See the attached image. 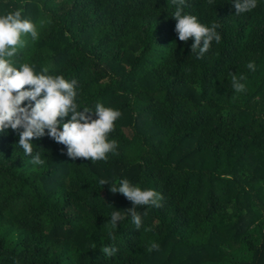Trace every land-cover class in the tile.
I'll return each instance as SVG.
<instances>
[{
	"label": "trees",
	"instance_id": "1",
	"mask_svg": "<svg viewBox=\"0 0 264 264\" xmlns=\"http://www.w3.org/2000/svg\"><path fill=\"white\" fill-rule=\"evenodd\" d=\"M176 7L0 0V15L21 10L39 32L24 37L14 66L75 79L79 107L122 114L109 136L117 154L94 164L45 136L33 141L45 162L33 165L17 133H0V264H264V0L238 16L233 0H185V14L220 25L202 59L192 39L178 40ZM230 73L246 77L245 91ZM121 179L163 200L138 209L140 230L118 222L113 241L103 226L133 207L110 190ZM153 241L159 250L148 253ZM105 246L118 251L108 257Z\"/></svg>",
	"mask_w": 264,
	"mask_h": 264
},
{
	"label": "clouds",
	"instance_id": "2",
	"mask_svg": "<svg viewBox=\"0 0 264 264\" xmlns=\"http://www.w3.org/2000/svg\"><path fill=\"white\" fill-rule=\"evenodd\" d=\"M212 3L213 0H208ZM235 15L252 11L257 6V0H233ZM177 5L172 18L176 21L175 33L178 40L188 42L192 39L191 53L197 59H202L210 50L212 43H220L222 37L217 31L219 24L213 22L207 26L199 21L197 16L185 14V0H173ZM45 22L41 21V26ZM30 36L33 41L39 38L37 26L29 19L22 18L21 10L0 15V133L12 130L18 135L17 145L26 156L32 157L33 165H43L44 159L37 152L33 156V141L49 137L57 144L66 148V155L75 160L82 158L93 164L107 161L108 154H117L118 142L109 139L115 131V122L121 117V112L97 103L95 108L79 107L77 81H69L63 75L49 74L44 68L42 72L34 71V66L25 62L19 67L14 66L13 57L19 49L26 46L24 37ZM251 70H256L254 61L246 64ZM231 85L235 92L246 90L243 75L230 73ZM82 109V110H81ZM70 117V119H68ZM101 186L109 185L104 179L99 180ZM112 193H120L129 200L133 207L125 209L126 215L117 210L111 213L110 219L103 226L108 229L110 239L115 241L113 230L118 222L130 217L136 230L143 227L142 217L147 215L140 208L161 207L163 196L154 189H142L133 185L128 179H121L118 186L110 185ZM150 232L152 228H144ZM93 250L95 245H92ZM159 250V244L150 242L146 247L148 253ZM101 251L108 257L114 256L118 249L105 246Z\"/></svg>",
	"mask_w": 264,
	"mask_h": 264
}]
</instances>
